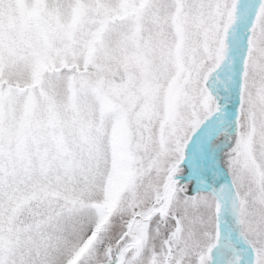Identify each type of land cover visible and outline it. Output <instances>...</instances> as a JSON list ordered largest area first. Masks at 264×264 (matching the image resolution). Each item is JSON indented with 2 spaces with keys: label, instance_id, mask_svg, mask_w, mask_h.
I'll use <instances>...</instances> for the list:
<instances>
[{
  "label": "snow or ice",
  "instance_id": "6c2138e0",
  "mask_svg": "<svg viewBox=\"0 0 264 264\" xmlns=\"http://www.w3.org/2000/svg\"><path fill=\"white\" fill-rule=\"evenodd\" d=\"M0 264H264V0H0Z\"/></svg>",
  "mask_w": 264,
  "mask_h": 264
}]
</instances>
